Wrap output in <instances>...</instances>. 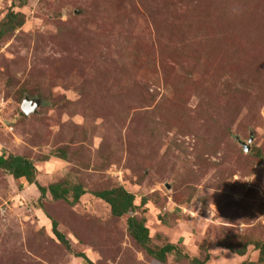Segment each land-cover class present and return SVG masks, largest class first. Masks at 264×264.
Listing matches in <instances>:
<instances>
[{"label":"rangeland","instance_id":"374dc122","mask_svg":"<svg viewBox=\"0 0 264 264\" xmlns=\"http://www.w3.org/2000/svg\"><path fill=\"white\" fill-rule=\"evenodd\" d=\"M0 31V154L86 191L0 169V264H264V0H0ZM115 188L120 218L92 194Z\"/></svg>","mask_w":264,"mask_h":264},{"label":"trees","instance_id":"16d2710c","mask_svg":"<svg viewBox=\"0 0 264 264\" xmlns=\"http://www.w3.org/2000/svg\"><path fill=\"white\" fill-rule=\"evenodd\" d=\"M8 22L12 25V28H15V26L21 24L20 22H18L17 25H15L13 23V19H9ZM0 33L2 34L3 32L0 31ZM60 157L64 159L66 157L65 153H62ZM0 169L8 173L14 179H22L27 184L35 185L39 192L40 200L45 199L47 194H49L53 200H66L67 195L72 192L71 203H76L78 202L79 198L86 193V191L81 187V185H74L72 187H68L63 182L52 183L49 184L47 187L40 186L35 179L36 168L34 164L31 160L24 158L20 155L10 154L5 156L3 154H0ZM92 194L109 206L110 213L113 217L120 218L126 214L131 213L135 209V205L133 204V195L122 188L102 190L92 192ZM51 224L55 237L66 248H68V240L60 231L57 230V221L52 220ZM126 229L132 240L137 245L141 246L145 250V252L156 261L164 263L168 254L179 251L176 245L170 243H167L159 248H151L148 244L149 233L147 227H145L143 221H139L133 216H129L127 218ZM254 247L260 250V258H262L264 254V247ZM236 254L238 256H243L245 254V249L238 251ZM78 257L81 258L85 262V264H94L83 253L78 254ZM190 261L192 264H202V262H199L196 258H190Z\"/></svg>","mask_w":264,"mask_h":264},{"label":"water","instance_id":"95a60500","mask_svg":"<svg viewBox=\"0 0 264 264\" xmlns=\"http://www.w3.org/2000/svg\"><path fill=\"white\" fill-rule=\"evenodd\" d=\"M40 105L39 101L36 99H30L28 97L23 98L21 105H20V110L28 115L30 113H33L37 110L38 106ZM241 146L243 147V149H247L248 144H246L245 142H240Z\"/></svg>","mask_w":264,"mask_h":264}]
</instances>
